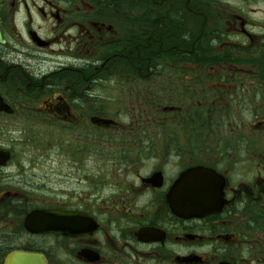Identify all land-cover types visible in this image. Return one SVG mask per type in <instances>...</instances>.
<instances>
[{
    "label": "flooded vegetation",
    "instance_id": "flooded-vegetation-1",
    "mask_svg": "<svg viewBox=\"0 0 264 264\" xmlns=\"http://www.w3.org/2000/svg\"><path fill=\"white\" fill-rule=\"evenodd\" d=\"M31 254L264 264V0H0V264Z\"/></svg>",
    "mask_w": 264,
    "mask_h": 264
},
{
    "label": "water",
    "instance_id": "water-1",
    "mask_svg": "<svg viewBox=\"0 0 264 264\" xmlns=\"http://www.w3.org/2000/svg\"><path fill=\"white\" fill-rule=\"evenodd\" d=\"M192 207L194 208H199L198 205H193ZM28 260L30 259V264H41L39 262L38 256L31 254V255H17L13 258V261H9L6 264H10V263H15V264H22L23 260Z\"/></svg>",
    "mask_w": 264,
    "mask_h": 264
},
{
    "label": "bare ground",
    "instance_id": "bare-ground-1",
    "mask_svg": "<svg viewBox=\"0 0 264 264\" xmlns=\"http://www.w3.org/2000/svg\"><path fill=\"white\" fill-rule=\"evenodd\" d=\"M191 51V50H190ZM146 58V57H145Z\"/></svg>",
    "mask_w": 264,
    "mask_h": 264
}]
</instances>
